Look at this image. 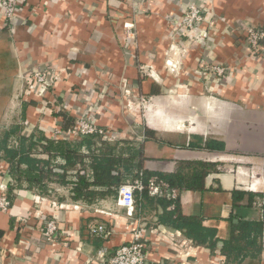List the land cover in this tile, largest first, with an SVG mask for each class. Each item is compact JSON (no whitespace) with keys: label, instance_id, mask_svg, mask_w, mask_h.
Listing matches in <instances>:
<instances>
[{"label":"crops","instance_id":"crops-1","mask_svg":"<svg viewBox=\"0 0 264 264\" xmlns=\"http://www.w3.org/2000/svg\"><path fill=\"white\" fill-rule=\"evenodd\" d=\"M192 3L205 20L187 35L179 19ZM249 25L264 27V0H24L12 21L0 3V129L24 119L26 136L39 130L49 139L75 140L55 132L64 125L57 115L63 110L90 117L118 139L144 143L148 170L216 162L218 172L206 177L203 191L177 197L183 214L203 217L226 240L233 223L264 220V52L244 43ZM37 69L58 75L43 98L28 90L27 76ZM156 107L163 119L149 118ZM144 126L164 142H144ZM194 135L222 141L225 149L187 147ZM234 191L260 196L235 204ZM64 194L58 200L14 192L9 210L0 211V264H104L141 230L146 264H228L219 246L213 252L196 246L158 223L161 210L138 217L119 198L87 205ZM41 218L57 221L56 241L43 235ZM98 223L107 227L105 239L89 233ZM241 264H264V233L261 255Z\"/></svg>","mask_w":264,"mask_h":264},{"label":"trees","instance_id":"trees-1","mask_svg":"<svg viewBox=\"0 0 264 264\" xmlns=\"http://www.w3.org/2000/svg\"><path fill=\"white\" fill-rule=\"evenodd\" d=\"M57 115L64 119L63 130L75 127L74 117L63 110ZM22 120L0 129V159L9 164L10 201L16 190L28 189L58 200H63L64 193H67L74 202L93 205L100 200L119 198V189L125 184L137 180L147 184L155 179L166 194L152 196L146 188L136 190L132 216L141 217L146 210H161L158 223L179 230L196 246L209 248L212 252L219 246L228 264H241L247 258L256 259L261 255L264 220L242 219L233 223L230 237L221 240L217 228L206 226L201 216L183 214L179 197L169 195L175 190L203 191L206 177L218 172V163L183 160L177 162L174 172L152 171L145 168L144 143L130 139L109 141L99 133L78 140L49 139L39 130L26 136ZM142 139L144 142H164L154 129L147 126H144ZM187 147L209 151L225 149L222 141L204 139L199 135H194ZM233 194L235 204L247 196L251 205L254 197L260 196L242 191H234ZM107 234L92 236L102 240Z\"/></svg>","mask_w":264,"mask_h":264},{"label":"built area","instance_id":"built-area-1","mask_svg":"<svg viewBox=\"0 0 264 264\" xmlns=\"http://www.w3.org/2000/svg\"><path fill=\"white\" fill-rule=\"evenodd\" d=\"M24 0H0L4 10L5 17L8 21H12L23 5ZM205 20L202 8L192 3L187 6L179 23L181 31L184 34L195 35L198 28ZM244 43L253 52H264V27L249 25L244 29ZM205 70H212L219 75H224L226 69L220 66L206 65ZM58 80V75L55 71L49 69H37L31 71L27 76L28 90L33 92L37 97L43 98L54 83ZM55 132L62 138L81 139L84 136L99 133L103 138L109 141L116 140L117 136L112 131L105 129L102 126L95 124L88 116H77L75 127L65 131L62 127H56ZM6 177V181L5 178ZM9 171L4 166L0 165V211H8L11 206V201L8 198V187L11 179ZM148 189L152 196H163L166 191L163 187L151 179L147 184L142 180H137L132 184H125L119 189V203L125 207L130 215H132L135 207V192L136 190ZM169 195L173 198L178 196V191H172ZM42 232L47 241L54 242L57 240L59 225L57 221L49 218H41ZM23 222H26L24 219ZM107 231L105 224H92L89 226L91 235H101ZM147 243L145 242L144 231L136 232L134 239L120 245L115 254L104 264H146Z\"/></svg>","mask_w":264,"mask_h":264},{"label":"rangeland","instance_id":"rangeland-1","mask_svg":"<svg viewBox=\"0 0 264 264\" xmlns=\"http://www.w3.org/2000/svg\"><path fill=\"white\" fill-rule=\"evenodd\" d=\"M156 110L157 111H155L154 112V114H152V116L150 115V119H163L164 117H163V115L165 114L163 111H160V109H157V107H156ZM169 111H167V113L166 114H169V115H171V116H174V113H173V109H168ZM153 112V111H152ZM166 112V111H165ZM235 115L238 117V110H236L235 111V113H233V117H232V119H237V117H235ZM246 119H254L253 117L251 118V117H247ZM166 135V134H165ZM118 139V138H117Z\"/></svg>","mask_w":264,"mask_h":264}]
</instances>
